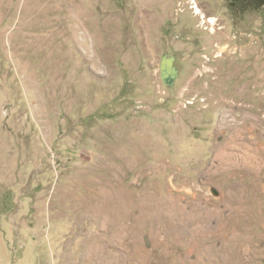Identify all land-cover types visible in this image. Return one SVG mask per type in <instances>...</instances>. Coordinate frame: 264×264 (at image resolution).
I'll list each match as a JSON object with an SVG mask.
<instances>
[{
	"label": "rangeland",
	"instance_id": "obj_1",
	"mask_svg": "<svg viewBox=\"0 0 264 264\" xmlns=\"http://www.w3.org/2000/svg\"><path fill=\"white\" fill-rule=\"evenodd\" d=\"M196 1L0 0V264H264V0Z\"/></svg>",
	"mask_w": 264,
	"mask_h": 264
},
{
	"label": "water",
	"instance_id": "obj_2",
	"mask_svg": "<svg viewBox=\"0 0 264 264\" xmlns=\"http://www.w3.org/2000/svg\"><path fill=\"white\" fill-rule=\"evenodd\" d=\"M162 77L167 82L170 83L176 76V71L173 68V59L165 60L163 66L161 67Z\"/></svg>",
	"mask_w": 264,
	"mask_h": 264
},
{
	"label": "built area",
	"instance_id": "obj_3",
	"mask_svg": "<svg viewBox=\"0 0 264 264\" xmlns=\"http://www.w3.org/2000/svg\"><path fill=\"white\" fill-rule=\"evenodd\" d=\"M187 3L189 4L190 6V9H192L194 11V14L199 16V18L201 19V21L203 23H206V22H209L210 18L211 17H208L206 18L207 16L205 14H202L201 12H198L197 8L199 7L198 6V3L196 0H187ZM201 10V9H200ZM202 11V10H201ZM205 17V18H204ZM216 20L215 24L218 22V20L216 18H213Z\"/></svg>",
	"mask_w": 264,
	"mask_h": 264
},
{
	"label": "bare ground",
	"instance_id": "obj_4",
	"mask_svg": "<svg viewBox=\"0 0 264 264\" xmlns=\"http://www.w3.org/2000/svg\"><path fill=\"white\" fill-rule=\"evenodd\" d=\"M197 10H198V12H201L202 14H204V13L200 10V8H197ZM204 18H205V17H204ZM206 18H207V17H206ZM215 22H216L215 19L210 18L209 23H210L211 25H215ZM234 211H235V210H234Z\"/></svg>",
	"mask_w": 264,
	"mask_h": 264
},
{
	"label": "crops",
	"instance_id": "obj_5",
	"mask_svg": "<svg viewBox=\"0 0 264 264\" xmlns=\"http://www.w3.org/2000/svg\"><path fill=\"white\" fill-rule=\"evenodd\" d=\"M141 3H142V0H141Z\"/></svg>",
	"mask_w": 264,
	"mask_h": 264
}]
</instances>
